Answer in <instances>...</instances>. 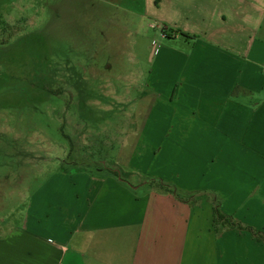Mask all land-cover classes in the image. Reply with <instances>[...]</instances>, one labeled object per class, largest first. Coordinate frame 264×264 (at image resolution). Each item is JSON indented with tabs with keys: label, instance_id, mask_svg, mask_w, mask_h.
<instances>
[{
	"label": "crops",
	"instance_id": "crops-1",
	"mask_svg": "<svg viewBox=\"0 0 264 264\" xmlns=\"http://www.w3.org/2000/svg\"><path fill=\"white\" fill-rule=\"evenodd\" d=\"M155 3L153 102L136 119L145 133L131 138L129 167L122 144L101 175L34 186L0 230V264H264V243L213 227L216 199L264 233V0Z\"/></svg>",
	"mask_w": 264,
	"mask_h": 264
},
{
	"label": "rangeland",
	"instance_id": "rangeland-1",
	"mask_svg": "<svg viewBox=\"0 0 264 264\" xmlns=\"http://www.w3.org/2000/svg\"><path fill=\"white\" fill-rule=\"evenodd\" d=\"M157 6L0 0V230L40 183L101 175L122 144L119 167H129L131 138L145 133L136 119L153 102L145 76L164 28L149 15Z\"/></svg>",
	"mask_w": 264,
	"mask_h": 264
},
{
	"label": "trees",
	"instance_id": "trees-1",
	"mask_svg": "<svg viewBox=\"0 0 264 264\" xmlns=\"http://www.w3.org/2000/svg\"><path fill=\"white\" fill-rule=\"evenodd\" d=\"M111 173L114 176L120 177L118 171L112 170ZM148 184L160 191L172 194L178 200L188 202L191 199V197H183L179 194L174 186L164 183L161 179H149ZM213 202V227L215 229H218L219 226H222L228 229L245 230L249 234H251L258 242L264 243V233L252 227L242 225L239 221L235 220L232 215H225L221 213L219 209L220 202L216 199H213Z\"/></svg>",
	"mask_w": 264,
	"mask_h": 264
},
{
	"label": "built area",
	"instance_id": "built-area-1",
	"mask_svg": "<svg viewBox=\"0 0 264 264\" xmlns=\"http://www.w3.org/2000/svg\"><path fill=\"white\" fill-rule=\"evenodd\" d=\"M263 69H264V65H263Z\"/></svg>",
	"mask_w": 264,
	"mask_h": 264
}]
</instances>
